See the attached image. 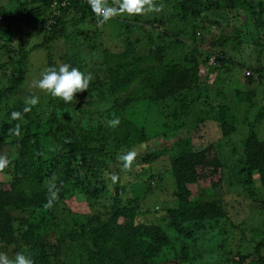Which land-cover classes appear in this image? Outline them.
<instances>
[{"label":"trees","instance_id":"obj_1","mask_svg":"<svg viewBox=\"0 0 264 264\" xmlns=\"http://www.w3.org/2000/svg\"><path fill=\"white\" fill-rule=\"evenodd\" d=\"M6 1L8 3L5 6L0 5V21L5 26L13 25L16 22V16L23 15L27 23H30L26 36H31L30 32H40L43 35L42 43L34 48H45L49 52L47 68L56 67L58 69L59 67L54 55L49 51V44L64 38L71 40L76 37L75 34L88 40L90 37L88 32L81 31L77 27L86 25L88 20H97L86 3L87 0L85 2L84 0H68L67 2L60 0L56 5H53L52 0ZM156 2L165 5L162 13L170 12L169 20L177 16L184 25L191 24V29L194 31L192 39L195 38V33H201L199 35L202 43L206 42V35L210 34L214 27L219 26V22L214 19L209 20L207 14L216 13L213 15L216 18L220 14L223 15V12H218L223 8L222 4L224 8H233L234 6L232 0H156ZM257 3L260 11L254 13L255 20L261 17L259 15L264 2L257 0ZM109 4H111V0H109ZM143 17L136 16L133 20ZM133 20H129L125 26L126 32L122 47L115 42L112 45L116 52H110L111 54L107 49H103L106 58L116 61L117 65L112 71L105 73L101 80L95 77V81L90 82L88 90L77 93L74 102L70 104H65L61 99L53 98L47 93L38 95L32 89L24 101L31 95H36L39 97V103L28 113L23 112L25 102L21 100L22 96L19 95V92L24 87L28 72V58L32 49L26 50L24 43L20 42L19 49L14 50L6 42L7 40L0 37L2 44L0 70L4 75H7V71L9 72L5 80H0L5 81L0 83V106L6 108L5 118L2 120L4 123L2 127L0 126V156H4L10 161L9 166L0 174L11 176L8 182L0 184V252L12 256V253H8L9 247H13L14 255L20 252L22 247H26L27 251L32 253L31 257L35 264H49L50 257L52 260L58 258L60 261L61 257L52 244L34 239L33 231L36 228L34 223L40 220L25 218V213L31 211L34 215L36 210L45 208L44 205L48 199L46 182L50 181L59 166V169L65 170V174L59 181L61 185L57 186L60 191L59 198L55 203L63 201L61 189L68 185V182L73 188L80 190L84 200L90 202L99 199L102 193H106V187L101 180V172L105 170L109 173L108 165L110 164L107 159L109 158L108 160L114 163L117 155L126 152L125 149L129 148L130 144L135 142V144L142 145L150 139L145 127L139 123L144 116L133 114V110L139 104L143 105V102L152 106L164 103L172 104L168 108L165 107L166 117L159 118L158 129L161 133L166 128L182 132L186 129L187 132L176 135L174 140L176 152L172 156L168 153L169 146L167 144H164L159 152V154L167 153L175 184L173 196L179 202L177 209L168 210L171 220L170 228L179 236L189 238L188 230L191 225H202L206 221L219 223L228 220L222 207L221 198H217L213 194L214 190L222 187V176L224 175L222 163L215 146L211 142L202 143V126L205 119L201 113H198L191 128L183 125V116L191 112L192 105L196 107L197 112L200 111L197 104H192L194 101L189 102L181 99L183 98L181 94L200 82L198 67L201 62H209V65L214 64L215 68L220 70L229 59L228 45L238 47L241 42L237 40V37L232 38L231 34L220 35L215 39L210 38L205 44L206 49L198 51V60L193 62L194 65L191 68L178 63L168 64L165 62L166 53L171 50V42L177 43L180 41V37L182 39L181 33L167 30V27H170V22L165 23L163 20H158L156 22L158 30L162 29L157 34L158 42L150 41L144 47L148 52L147 55L137 57L135 48H137L140 39L131 41L126 33L140 30L146 36L148 24L143 22L141 27L133 26L131 23ZM150 27L155 31L153 23ZM71 28L75 33L70 34ZM236 34L239 36L240 32L236 31ZM236 41L238 42L236 43ZM140 47L142 46L140 45ZM213 55L216 58L213 63H210ZM199 59L202 60L199 61ZM247 73L249 74L246 75L245 72L244 78L251 79L249 77L252 75L250 72ZM93 90L97 91L104 103V106L96 112L82 108V103H89ZM42 102L44 103L42 104ZM12 112H21L22 118L12 120ZM75 112L79 118L88 114L92 118L94 116L104 117L106 122L119 118V126L110 130L115 136V141L110 142L109 137L98 136L101 125L97 127V130H93L91 125H84L81 119H76L73 116ZM223 119L222 122L215 121L214 123L223 136H229L235 132V129L226 117ZM20 122L19 136L14 132L8 134L3 132L5 129L11 130ZM41 128L45 129L43 135L39 132ZM47 139L55 142L59 149L55 147L56 152L49 158H47V147L44 144ZM197 139H201V145H198L200 146L198 148L195 147L200 144ZM111 143L110 148H107ZM154 152L144 153L146 155L142 158L143 163L151 164L159 159L160 155L154 154ZM243 154L245 160L242 173L247 175L256 173L264 191V137L252 127H249L244 140ZM99 185L103 188H100ZM196 185L209 186L212 191L209 195L210 199L200 198L191 202L189 187ZM114 187L115 193L110 205L114 212L111 217L101 223L100 221L93 223V220H84V225L80 226L79 231H72L68 234V239L71 242L89 241L93 250L77 243L73 250L75 256L65 255L64 264H153L150 263L151 258L157 256L159 251L165 247L172 248L171 242H175L177 238L171 241L169 236L158 226H137L133 209L122 205V191L117 184ZM12 212L21 213L24 218L17 220L11 214ZM119 218L122 219L121 222H118ZM17 222L26 228L23 239L17 233L15 226ZM255 235L257 236V231H255ZM177 243L181 254L179 258L184 260L189 256L188 253L185 254L186 249H189V242L186 239H179ZM253 243L254 247L251 253H247L245 256L243 253L237 252L239 260L233 264L252 263L250 261L264 264V255H262L264 237ZM177 260L181 264L179 259ZM186 260L190 261V259Z\"/></svg>","mask_w":264,"mask_h":264},{"label":"rangeland","instance_id":"obj_2","mask_svg":"<svg viewBox=\"0 0 264 264\" xmlns=\"http://www.w3.org/2000/svg\"><path fill=\"white\" fill-rule=\"evenodd\" d=\"M232 1L234 2L233 8H224V5H221L223 8L218 12H223V15L220 14L215 18L213 15L216 13L207 14V18L209 20H217L219 26L214 27L213 31L206 35L205 43H202L201 33H195V38L192 39L194 31L191 29V24L184 25L177 16L169 20L170 12L162 13L161 11L158 14L144 15L143 18H137L136 20H133L135 17L129 18L127 15L117 16L100 27L97 26V20H88L86 25L77 27L81 31L88 32L87 34L90 35L88 40L82 38L81 35L77 36L75 34L76 37L71 40L64 38L48 45L50 46L49 51L54 55L58 66L63 63H70L85 74L91 73V81H95V77L101 80L105 73L112 71L116 67V61L106 58L103 54V49H107L109 53H115L116 51L112 44L117 42L116 44L123 46L126 32L125 26L129 20L134 21L131 22L133 26L141 27L140 25L143 22L148 24H146L147 26L145 25L146 30L148 28L146 36L142 31L136 29L137 32L130 31V33H126L131 41L140 39L139 43H137V48H135L137 57L147 55L148 52L144 47L150 41L158 42L157 34L162 29L158 30L156 22L158 20H163L165 23L170 22V27L168 26L167 30L179 31L183 37L182 39L180 37V41H177V43L171 42V50L166 53L165 62L168 64L178 63L188 68H191L194 65L193 62L198 60V51L206 49L205 44L210 38L215 39L220 35L228 36L231 34L232 38L237 37V40L241 42L238 47L236 45L233 47L231 44L228 45V49H230L227 53L229 59L226 60L222 69L215 68L214 64L209 65V62H201L198 67L201 77L200 82L181 94L183 95L181 99L189 102L194 101L192 104H197L200 111L197 112L196 107L192 105L191 112L183 116V125L191 128V124L197 118L198 113H201L205 119L202 126V143L211 142L215 146L222 163L224 172L222 187L214 190L213 194L217 198H221L222 207L228 216V220L219 223L206 221L202 225H191L188 230L189 238L179 236L170 228L169 223L171 220L168 210L177 209L179 202L173 196L175 184L170 171L169 160L166 156L167 153L159 154V152L164 144H167L169 146L168 153L172 156L176 152V142L174 140L177 137L176 135L181 134L182 131H171L166 128L161 133L160 129H158L159 118H165L167 115L165 107L168 108L172 104L164 103L166 105L152 106L143 102V105L139 104L134 109L135 111L133 110V114L144 116L139 123L145 127L150 139L142 145L134 142L130 144L129 148L125 149L126 152L131 150L137 152L131 171H122L121 163L117 160V157L114 163L108 158L107 162L110 164L108 165L109 173L105 170L101 172V180H103L106 187L105 191L107 192L102 193L99 199L97 198L91 202L84 200L80 190L73 188L68 182V185L61 189L63 192V201L61 203H54L51 209L33 210L35 211L34 215L31 211L25 213V218L40 220L34 223L36 225L33 231L34 239L39 242L52 244L61 257L60 261L58 258L52 260V257H50L49 264H64L65 255L74 257L75 253H73V250L77 243L93 250L89 241L76 240L71 242L68 239V234L72 231H79L80 226L84 225V220H93V223L100 221L101 223L111 217L114 209H111L110 205L115 193V184L122 191V205L133 209L137 226H158L169 236L171 241L177 238L175 242H171L172 248L165 247L159 251L157 256L151 258L152 261L150 263L179 264L177 260L179 259L181 264H233L239 260L236 255L237 252H241L246 256L247 253H251L254 247L253 242H258L264 237L263 188L256 173L250 175L242 173L245 160L243 145L249 127H252L264 137V4L262 15H259L261 17L255 20L254 13H259L260 11L257 0ZM7 3L6 0H0V5L5 6ZM165 15L166 17L164 18ZM151 23L157 30L155 29L154 31L150 27ZM29 24L23 15H17L16 22L13 25L5 26L3 22L0 23V37L3 40H7L6 42L11 48L18 50L20 42H23L26 50L32 49L28 58V72L24 87L19 92V95L23 97H20L22 101L32 89L38 95L45 93L39 89L32 88L31 84L32 81L40 79L44 70L47 69V57L49 55L45 48H34V46L42 43L43 35L39 31L30 32V34L32 33L31 36H26ZM70 30V34L75 33L73 28ZM236 31L240 32L239 36H237ZM1 47L2 44L0 43ZM137 57L134 56V58ZM215 58L213 55L210 61H214ZM201 60L199 59V61ZM245 72H250L252 76L249 78L251 79L244 78ZM8 73L7 71V75H4L3 71L0 70V80H5ZM3 82L5 81H0V83ZM87 103H82V108H88L95 112L104 106L102 98L97 91L92 92V97ZM5 111L6 108L0 106L1 127L4 123L2 120L5 118ZM73 116L76 119L79 118L77 112ZM224 117L235 129V132L229 136H223L216 123H214L215 121H224ZM131 118L133 119L132 116ZM79 119L84 125H91L93 130H97V127L101 125V130H99L97 135L109 137L110 139L108 138V140H111L110 142L115 141L113 132H110L112 127L108 126L104 117L94 116L92 118L88 114H84V117L82 115ZM21 122L18 124L21 125ZM9 131L5 129L3 132L8 134ZM39 132L43 135L45 129L41 128ZM182 133L186 134V129ZM200 141L201 139H197V142L200 143ZM44 144L47 147V158H49L56 152V148L58 149L57 144L51 140L49 141V139L45 140ZM111 145L112 143L107 148H110ZM198 145H201V143L195 147H200ZM152 151H155L154 154L160 155L159 159L151 164L143 163L142 158L146 155L144 153ZM59 167L50 178V181L46 182V188H48L51 181H55L57 186L61 185L59 181L65 174V170L63 168L61 170ZM113 174L119 176L120 181L118 183H112L111 175ZM10 178L11 176L7 174H0V184L8 182ZM99 187L103 188L100 185ZM189 188L191 202L200 198L204 200L210 199L209 195L212 191L209 186L196 185ZM11 214L17 220L24 218V215L18 212H12ZM121 221L122 219L119 218L118 222ZM15 226L17 233L23 239L26 228L18 222L15 223ZM255 231H257V236ZM179 239H186L189 242V249H186L185 252L189 256L184 258V260L179 258L181 256L177 243ZM21 251L25 254H32L27 251L26 247H22ZM262 252V255H264V251ZM8 253H12V256H8L14 258L13 247L8 248ZM186 259H190V261ZM250 262L252 263L249 264H256L253 261Z\"/></svg>","mask_w":264,"mask_h":264},{"label":"clouds","instance_id":"obj_3","mask_svg":"<svg viewBox=\"0 0 264 264\" xmlns=\"http://www.w3.org/2000/svg\"><path fill=\"white\" fill-rule=\"evenodd\" d=\"M92 12L97 18V26L100 27L117 16L127 15L129 18L136 16H144L151 13H160L165 5L157 3L156 0H87ZM92 80L91 73L85 74L78 68L73 67L70 63L61 64L58 69L49 67L44 70L42 77L32 81L31 87L39 89L53 98L61 99L65 104L74 102L75 95L79 92L88 90ZM39 103V97L31 95L25 100L24 113H28ZM21 112H12V120H20ZM108 126L116 128L120 124L119 118L109 120ZM20 135V125L16 124L9 133ZM137 152L135 150L123 152L117 155V160L121 163L122 171L128 172L132 170L133 163L136 160ZM10 161L0 156V173L9 166ZM119 176L111 175L113 184L119 181ZM60 189L55 181H51L48 186V199L44 205L46 209H51L59 198ZM0 264H35L30 254L17 252L14 258H10L6 253L0 252Z\"/></svg>","mask_w":264,"mask_h":264},{"label":"built area","instance_id":"obj_4","mask_svg":"<svg viewBox=\"0 0 264 264\" xmlns=\"http://www.w3.org/2000/svg\"><path fill=\"white\" fill-rule=\"evenodd\" d=\"M60 0H52V2H53V5H56L58 2H59ZM65 2H67L68 0H64ZM75 1V0H74ZM84 2H85V0H84ZM86 3H87V1H86ZM64 4V3H63ZM210 63H213V61H210ZM249 73H247L246 72V75H248Z\"/></svg>","mask_w":264,"mask_h":264}]
</instances>
